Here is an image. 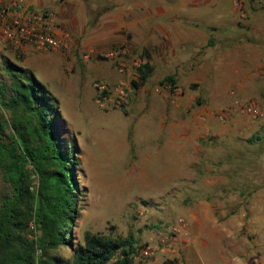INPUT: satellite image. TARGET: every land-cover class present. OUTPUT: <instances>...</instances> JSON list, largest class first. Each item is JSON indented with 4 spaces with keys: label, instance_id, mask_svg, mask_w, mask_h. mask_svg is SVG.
Returning <instances> with one entry per match:
<instances>
[{
    "label": "rangeland",
    "instance_id": "rangeland-1",
    "mask_svg": "<svg viewBox=\"0 0 264 264\" xmlns=\"http://www.w3.org/2000/svg\"><path fill=\"white\" fill-rule=\"evenodd\" d=\"M239 33L195 45L172 41L175 55L165 66L158 55L163 41H106L104 49L87 44L68 52L0 46L2 99L11 95L4 70L10 62L55 101L58 133L76 159L72 243L86 232L128 238L133 264H264V43ZM150 53L152 70H144L148 79L141 82L137 68L149 64ZM172 96L184 111L183 183L178 190L176 180V192L165 179L173 148H164L150 120L151 100ZM245 101L258 106L260 119L218 121L226 107ZM1 116L8 113L0 108ZM190 118H198L194 130ZM177 219L185 228L174 251L144 256V246L154 247L156 235ZM51 254L70 257L68 249Z\"/></svg>",
    "mask_w": 264,
    "mask_h": 264
},
{
    "label": "trees",
    "instance_id": "trees-1",
    "mask_svg": "<svg viewBox=\"0 0 264 264\" xmlns=\"http://www.w3.org/2000/svg\"><path fill=\"white\" fill-rule=\"evenodd\" d=\"M4 70L11 95L4 101L0 94L8 113L0 117V264H133L128 238L86 232L82 242H71L76 159L58 133L55 101L31 73L10 62ZM144 70L147 61L137 68L141 82ZM63 249L69 260L51 254Z\"/></svg>",
    "mask_w": 264,
    "mask_h": 264
},
{
    "label": "crops",
    "instance_id": "crops-1",
    "mask_svg": "<svg viewBox=\"0 0 264 264\" xmlns=\"http://www.w3.org/2000/svg\"><path fill=\"white\" fill-rule=\"evenodd\" d=\"M22 2L28 10L48 14L60 35L62 33L63 39L68 42L69 49L87 44L104 49V45H109L106 41H146L148 46L151 44L149 41H163L158 54L162 66L167 65L175 55L170 49L172 41L176 42L175 45L182 42L195 45L199 41H227L241 37L240 31H248V34H254L258 41L264 43V0H238V6L233 0ZM223 30L229 33L218 37L217 32ZM148 57L152 70V54ZM169 98L164 102H156L154 98L151 100L150 112L153 115L150 120L151 125L161 132L164 148H173L174 164L172 162V168L165 171V179L169 180L166 189L176 192V180L181 183L178 190L182 189L183 183L184 111L177 97ZM190 120L188 125L190 130H194L193 125L197 126L198 118Z\"/></svg>",
    "mask_w": 264,
    "mask_h": 264
},
{
    "label": "built area",
    "instance_id": "built-area-1",
    "mask_svg": "<svg viewBox=\"0 0 264 264\" xmlns=\"http://www.w3.org/2000/svg\"><path fill=\"white\" fill-rule=\"evenodd\" d=\"M238 6V0H233ZM63 34L52 23L50 16L28 10L23 6L22 0H0V46L9 48L27 47L35 51L59 50L68 52V42L63 39ZM99 91L104 89L103 85L94 84ZM120 99L123 101L122 91ZM237 115L250 120L260 119L262 113L258 106L251 102H235L226 107L217 115L220 122ZM185 228L182 219L171 225L166 233H158L154 247L149 243L142 249L144 256H151L155 251L161 253H172L173 246L178 242V235Z\"/></svg>",
    "mask_w": 264,
    "mask_h": 264
}]
</instances>
